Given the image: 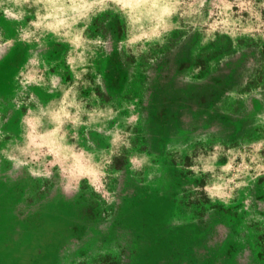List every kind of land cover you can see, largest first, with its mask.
<instances>
[{"label": "rangeland", "instance_id": "374dc122", "mask_svg": "<svg viewBox=\"0 0 264 264\" xmlns=\"http://www.w3.org/2000/svg\"><path fill=\"white\" fill-rule=\"evenodd\" d=\"M38 11L0 7V264H264V0H180L167 30L134 45L120 43L124 13L93 9L70 30L81 48L69 29L34 28ZM69 88L79 123L53 139L97 177L29 146L22 120ZM54 127L41 116L37 134Z\"/></svg>", "mask_w": 264, "mask_h": 264}, {"label": "clouds", "instance_id": "9594fccd", "mask_svg": "<svg viewBox=\"0 0 264 264\" xmlns=\"http://www.w3.org/2000/svg\"><path fill=\"white\" fill-rule=\"evenodd\" d=\"M180 0H31L33 5H43L45 8V15H40L39 11L36 13L37 19L31 21L34 28H40L43 26L48 29L53 34H59L60 29H69L65 31L63 36L65 38L71 36L68 42L75 46V48H81L84 43L83 29L78 30L74 35L71 33L73 26L78 24L83 19L89 18V13L93 9H97L100 12L107 10L109 5L116 6L124 15L127 17V22L130 29V34L127 40H122L120 43L127 45H134L139 41H151L154 37L160 36V29L167 30L168 20L166 18H171L173 13L177 11V4ZM5 0H0V7L3 6ZM10 3L22 7L23 4H28L29 0H10ZM203 6V3H201ZM226 8H231L232 5L225 4ZM5 16L12 17L13 19L20 20L24 16V12H16L12 8H3ZM71 13L72 15H69ZM51 21V22H47ZM47 22V23H46ZM145 23H147L148 28L145 30ZM221 23L227 24L228 21H221ZM215 28V25H213ZM100 41L97 40L96 43ZM75 63L74 59H69V67L72 68ZM86 61L83 59V53H80V64H85ZM83 71H87L86 68ZM72 93V89L69 88L67 92L61 98L60 107L51 113H46L41 111L40 116L25 117L22 122L26 123L30 128L27 133V139L29 141V146H35L37 149L47 147L49 154H54L55 157L59 158L61 152H68L71 154V158L74 163L66 169L71 175H80L82 178L85 176L97 177V172L92 168H86L85 164L82 163L83 153L77 155L72 152L69 148H64L59 144V141L64 140V136H59V139H53L57 137V134L61 131L65 120L71 121L73 124L79 123V105H76L75 94L73 93L72 99L69 100V94ZM76 107L77 112L75 116L68 111L69 108ZM31 111V110H30ZM48 115L50 119L55 123V127L52 128L47 133L37 134V127L41 124V116ZM37 140L41 143H37ZM27 149H22L21 151H26ZM14 159V158H9ZM37 159V157H33ZM69 155L65 154L63 160H68ZM133 162H135L133 160ZM20 164H25L26 162L21 160ZM232 162L230 161L226 165H223L222 171L228 172L232 169ZM245 168L248 167L247 164L244 165ZM65 171V169H61ZM205 172L213 171L210 166H205ZM31 175L39 177L41 174L35 169L29 168ZM104 175V173H102ZM222 179V177H221ZM90 184L92 181H89ZM232 181L229 180L228 183ZM228 184H218L213 183L210 187L209 185L204 186V191L207 193L208 197L211 198L213 195L222 197L224 195L223 189L227 188Z\"/></svg>", "mask_w": 264, "mask_h": 264}, {"label": "crops", "instance_id": "0c3cea01", "mask_svg": "<svg viewBox=\"0 0 264 264\" xmlns=\"http://www.w3.org/2000/svg\"><path fill=\"white\" fill-rule=\"evenodd\" d=\"M215 200L217 199V198H214ZM229 228V226L228 225H226V229H228Z\"/></svg>", "mask_w": 264, "mask_h": 264}]
</instances>
